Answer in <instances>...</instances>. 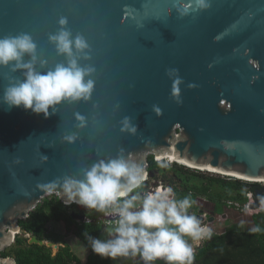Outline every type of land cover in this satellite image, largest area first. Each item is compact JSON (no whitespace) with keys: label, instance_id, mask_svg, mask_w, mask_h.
<instances>
[{"label":"water","instance_id":"obj_1","mask_svg":"<svg viewBox=\"0 0 264 264\" xmlns=\"http://www.w3.org/2000/svg\"><path fill=\"white\" fill-rule=\"evenodd\" d=\"M181 2L191 0H0V37L30 33L38 56L52 66L63 58L47 36L64 16L74 34L87 38L96 67L91 99L62 104L55 114L49 110L47 119L0 104V253L22 232L18 222L47 195L63 203L40 185L76 176L80 167L115 156L121 148L150 178L147 158L156 155L264 180V0H208L206 11L183 18L173 7ZM170 68L183 80L179 105L170 96L172 82L165 75ZM7 75L20 78L0 69V95ZM75 112L87 118L85 129L75 128ZM124 116L137 126L136 135L120 132ZM76 131L74 144L61 142ZM158 164L178 166L166 160ZM254 194L249 208L258 211L264 184ZM28 243L59 248L35 237ZM0 264L16 261L0 257Z\"/></svg>","mask_w":264,"mask_h":264},{"label":"clouds","instance_id":"obj_2","mask_svg":"<svg viewBox=\"0 0 264 264\" xmlns=\"http://www.w3.org/2000/svg\"><path fill=\"white\" fill-rule=\"evenodd\" d=\"M173 7L183 18L190 11H206L210 5L208 0H191L190 4L181 2ZM56 23L57 29L48 34L47 42L63 61L52 66L38 56L37 43L30 33L0 37V69L20 74V78L5 77L7 83L0 95V104L8 109L22 107L47 119L49 110L55 114L62 104L87 103L91 99L96 83L91 45L84 35L72 32L67 17H59ZM165 75L172 82L171 98L181 104L183 80L178 69H167ZM152 111L157 116L162 114L156 105ZM73 115L78 131L88 126L85 116L79 112ZM119 123L122 134L136 135L137 126L130 117L124 116ZM78 131L63 136L61 142L74 144L79 138ZM47 159L42 156V161ZM146 178L142 165L121 148L115 156L101 157L89 166L80 167L76 176L57 177L39 187L56 192L65 206L77 204L115 218V226L107 231V239L88 237L92 252L100 258L138 256L143 264L158 261L192 264L194 252L188 240H199L206 234L197 217L188 212L193 201L188 196L177 199L172 187L142 194L137 189H142Z\"/></svg>","mask_w":264,"mask_h":264},{"label":"trees","instance_id":"obj_3","mask_svg":"<svg viewBox=\"0 0 264 264\" xmlns=\"http://www.w3.org/2000/svg\"><path fill=\"white\" fill-rule=\"evenodd\" d=\"M147 164V171L152 173H155L160 166L151 155L147 158ZM172 169L173 174L169 177V182L174 184L176 198L190 197L193 204L188 212H206L214 219L225 215L228 210L238 211L233 205L228 209V203L245 205L248 201L246 195L252 193L255 196L258 187V184H249L231 177L227 179L191 172L189 171L191 169L187 170L183 166H173ZM147 184L144 183L142 189L137 191H144L148 187ZM202 201L207 204V209L200 205ZM101 215L102 213L96 210H87L77 204L65 206L56 195L44 198L27 219L18 222L21 231L25 233L22 234L23 236H16L13 245L2 251L0 257L13 258L16 264H81L69 245L57 239L59 237L49 236L48 225L61 223L66 235L76 237L87 247L89 254L85 264H116L114 260L100 258L91 250L88 237L107 239V231L114 227L99 223L97 218ZM82 216L91 219V222H82ZM251 219L255 227L254 232L235 230H228L222 234L211 232L204 245L196 249L192 264H264V208ZM24 235L35 237L39 241L63 245L53 256L50 248L29 244V239ZM190 240H188L189 244H191ZM116 260L121 264H143L138 256L118 257ZM157 264L163 262L158 261Z\"/></svg>","mask_w":264,"mask_h":264},{"label":"rangeland","instance_id":"obj_4","mask_svg":"<svg viewBox=\"0 0 264 264\" xmlns=\"http://www.w3.org/2000/svg\"><path fill=\"white\" fill-rule=\"evenodd\" d=\"M153 159L155 162L160 161V159L157 160V157L155 155H153ZM172 167L168 166L164 169H162V167H159V169L156 170L157 173H155L154 176H158L157 177L158 180L165 181L166 183H169L170 187L173 188L174 184L169 182V177L173 174ZM178 167H181V166H178ZM185 169L189 170L188 168H185ZM189 171L204 174V175H210L213 177L225 178V176H222V175L219 176V175L208 174L207 172H202V171L200 172L199 170H192L191 169ZM226 178L229 179L228 177H226ZM146 181H148V184H147L148 188L144 189V191H141L142 194L147 193L150 190L151 185H153V183L156 182L154 180V178L151 179L149 177L147 178ZM249 184H255V182L254 183L250 182ZM257 184H259V183H257ZM259 185H263V184H259ZM52 196H53V194H49L45 198H51ZM200 205L202 207H204L205 209H207V204L205 205L204 201H202ZM263 208H264V203H263L262 209ZM258 213L259 212L251 211V210H250V212H247L245 209L243 210V212L228 210V212L225 214V217L219 216L215 219V222L211 225V231L214 232L215 234H222L223 232L228 231V230H235V231H242V232H254L255 227H254V224L252 222L251 217L253 215L258 214ZM196 214L197 213H193V215H196ZM47 230H48L49 236L59 237L57 239L62 240V242L64 244L66 243L67 245H69L72 252L80 259V261L83 260L81 262V264H83V262L85 261L84 258L88 254V249L80 240H78L76 237H74L72 235H66L64 228H63V225L61 223L60 224L59 223L58 224L57 223H50L47 227ZM22 234H23L22 232L19 233L20 236H23ZM24 237L27 239H30V237L27 235H24ZM190 243H191L190 245L193 248L191 240H190ZM56 244L58 246L63 245L60 243H56ZM50 249H51L53 256L58 251V250L53 249V248H50ZM114 262L116 264H121L120 261H117L116 259L114 260Z\"/></svg>","mask_w":264,"mask_h":264},{"label":"built area","instance_id":"obj_5","mask_svg":"<svg viewBox=\"0 0 264 264\" xmlns=\"http://www.w3.org/2000/svg\"><path fill=\"white\" fill-rule=\"evenodd\" d=\"M157 177L158 176H154V180L156 182H154L153 185H151V188H150V190L148 192H153L156 189L161 188V187H170L169 183H166L165 181H160V180H158ZM147 178H146V180H147ZM151 179H153V178H151ZM146 180L144 182L148 183V181H146ZM246 196H247L248 201H247V203L245 205L240 206L239 204L229 202L228 203V209L231 208V205H233L236 208V210H238V211L243 212V210L245 209L247 212H250V208L249 207L251 206V204L254 203V196H253L252 193H248ZM256 212H258V211H256ZM192 215H193V213H192ZM196 215H200V217L202 219L200 221V225H201L202 228H204L206 230V234L203 236V238H201L199 240H191L192 245H193V252L194 253L196 252V249L201 248L204 245V243L206 242V240H207V238L209 236V233L211 232V225L213 224L212 222H210V217L208 216L207 213L198 212ZM81 221L89 223V222H91V219H89V218H87L85 216H82ZM97 221L99 223H102L103 225H105L107 227L115 226V218L114 217L104 216L103 213H102L101 216H99L97 218Z\"/></svg>","mask_w":264,"mask_h":264},{"label":"bare ground","instance_id":"obj_6","mask_svg":"<svg viewBox=\"0 0 264 264\" xmlns=\"http://www.w3.org/2000/svg\"><path fill=\"white\" fill-rule=\"evenodd\" d=\"M158 159L159 158L157 157V160ZM163 160H166L167 162L169 161L168 163H170V162L177 163L179 166L187 167L189 169H196V168H194V167H192L190 165L184 164L182 162H179V161H176V160H173V159H169V158L160 159V161H163ZM196 170H199L200 172L201 171L202 172H207L208 174L219 175V176L222 175V176H228V177H233V178H236V179H240V178H237V177H234V176H231V175L222 174V173H216V172H211V171H206V170H201V169H196ZM241 180L248 181V182H255V183H259V184L260 183L264 184V180H258V181H254V180H250V179H241Z\"/></svg>","mask_w":264,"mask_h":264},{"label":"crops","instance_id":"obj_7","mask_svg":"<svg viewBox=\"0 0 264 264\" xmlns=\"http://www.w3.org/2000/svg\"><path fill=\"white\" fill-rule=\"evenodd\" d=\"M211 232H212V231H211ZM206 241H207V240H206ZM60 247H62V245H60L59 248H60ZM59 248H58V250H59ZM57 252H58V251H57ZM88 254H89V251H88ZM88 254H87V255L85 256V258H84L85 261H86V259H87ZM82 261H83V260H81V262H82ZM85 261L83 262V264L85 263Z\"/></svg>","mask_w":264,"mask_h":264},{"label":"flooded vegetation","instance_id":"obj_8","mask_svg":"<svg viewBox=\"0 0 264 264\" xmlns=\"http://www.w3.org/2000/svg\"><path fill=\"white\" fill-rule=\"evenodd\" d=\"M159 167H162V169H164V167H163V166H159ZM155 173H157V171H155ZM262 186H263V185H258V187L256 188V190H257V189H261V188H262Z\"/></svg>","mask_w":264,"mask_h":264}]
</instances>
